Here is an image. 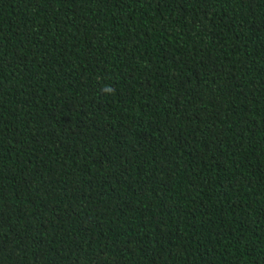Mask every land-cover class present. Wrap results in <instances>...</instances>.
Listing matches in <instances>:
<instances>
[{"label":"trees","instance_id":"16d2710c","mask_svg":"<svg viewBox=\"0 0 264 264\" xmlns=\"http://www.w3.org/2000/svg\"><path fill=\"white\" fill-rule=\"evenodd\" d=\"M0 264H264V0H0Z\"/></svg>","mask_w":264,"mask_h":264}]
</instances>
